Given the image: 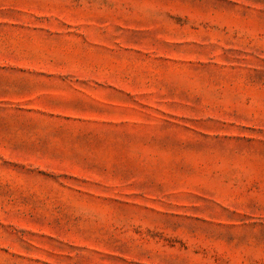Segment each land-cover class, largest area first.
I'll use <instances>...</instances> for the list:
<instances>
[{
  "label": "rangeland",
  "instance_id": "374dc122",
  "mask_svg": "<svg viewBox=\"0 0 264 264\" xmlns=\"http://www.w3.org/2000/svg\"><path fill=\"white\" fill-rule=\"evenodd\" d=\"M0 264H264V0H0Z\"/></svg>",
  "mask_w": 264,
  "mask_h": 264
}]
</instances>
